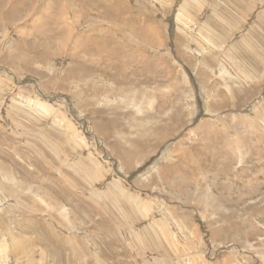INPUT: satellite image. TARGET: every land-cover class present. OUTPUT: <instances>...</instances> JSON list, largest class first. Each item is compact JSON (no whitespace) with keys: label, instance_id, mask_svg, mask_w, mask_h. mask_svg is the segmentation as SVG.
Segmentation results:
<instances>
[{"label":"rangeland","instance_id":"1","mask_svg":"<svg viewBox=\"0 0 264 264\" xmlns=\"http://www.w3.org/2000/svg\"><path fill=\"white\" fill-rule=\"evenodd\" d=\"M0 245L264 264V0H0Z\"/></svg>","mask_w":264,"mask_h":264},{"label":"bare ground","instance_id":"2","mask_svg":"<svg viewBox=\"0 0 264 264\" xmlns=\"http://www.w3.org/2000/svg\"><path fill=\"white\" fill-rule=\"evenodd\" d=\"M180 5H181V4H180ZM182 5H183V4H182ZM198 5H199V4H198ZM132 60H133V59H132ZM130 63H131V62H130ZM126 67H127V66H126ZM123 70H124V69H123ZM21 98H23V97H21ZM23 99H24V98H23ZM24 100H25V99H24ZM23 102H25V101H22V103H23ZM28 102H29V101H28ZM38 103H39V102H38ZM23 104H24V103H23ZM30 104H31V103H30ZM40 104H41V103H40ZM36 106H37V105H36ZM42 106L44 107V105H42ZM36 108H37V107H36ZM38 109H39V108H38ZM41 109H42V108H41ZM44 109H45V108H44ZM44 109H43V110H44ZM43 110H42V111H43ZM47 110H48V109H47ZM44 111H46V109H45ZM48 111H49V110H48ZM46 112H47V111H46ZM50 112H51V111H49V113H50ZM44 114H45V113H44ZM51 114H52V113H51ZM55 123H56V122H55ZM116 184H117V183H115V185H116ZM110 188H112V189L115 191V189H114L115 187H110ZM112 189H111V190H112ZM113 190H112V191H113ZM112 193H113V192H112ZM120 196H121V195H120ZM123 196H124V195H123ZM128 198H129V197H128ZM129 199H130V198H129ZM153 227H154V226H152V228H153ZM154 229H155V228H154ZM0 246H1V245H0ZM1 247H2V246H1ZM4 251H5V249H4ZM5 253H6V252H5ZM5 258H6V257H5ZM0 263H2V262H0Z\"/></svg>","mask_w":264,"mask_h":264}]
</instances>
